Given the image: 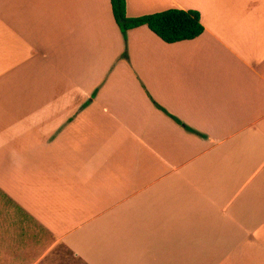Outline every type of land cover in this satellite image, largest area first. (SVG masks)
<instances>
[{"label": "crops", "instance_id": "crops-1", "mask_svg": "<svg viewBox=\"0 0 264 264\" xmlns=\"http://www.w3.org/2000/svg\"><path fill=\"white\" fill-rule=\"evenodd\" d=\"M171 8L204 32L126 58L111 0H0V238L8 199L36 264H264V0H126Z\"/></svg>", "mask_w": 264, "mask_h": 264}, {"label": "trees", "instance_id": "trees-1", "mask_svg": "<svg viewBox=\"0 0 264 264\" xmlns=\"http://www.w3.org/2000/svg\"><path fill=\"white\" fill-rule=\"evenodd\" d=\"M111 3L115 20L119 25L126 41V49L123 53V56L126 58H128V32L134 28H138L140 26H148L150 30H152L156 35H158L167 43L192 40L199 37L204 32V26L201 21V14L197 10L171 8L154 14H148L136 18H129L126 13V0H111ZM152 101L159 109L168 113L167 110L164 109L160 104H158L153 98ZM170 116L178 123L183 124L175 116Z\"/></svg>", "mask_w": 264, "mask_h": 264}, {"label": "rangeland", "instance_id": "rangeland-1", "mask_svg": "<svg viewBox=\"0 0 264 264\" xmlns=\"http://www.w3.org/2000/svg\"><path fill=\"white\" fill-rule=\"evenodd\" d=\"M5 201V233L0 238V264H36L50 244L51 236L22 209L8 199Z\"/></svg>", "mask_w": 264, "mask_h": 264}]
</instances>
